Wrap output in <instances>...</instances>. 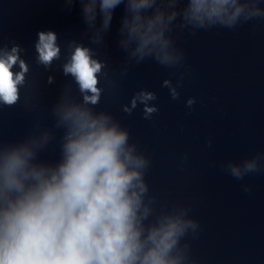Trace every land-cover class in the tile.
Masks as SVG:
<instances>
[{"label":"clouds","instance_id":"1","mask_svg":"<svg viewBox=\"0 0 264 264\" xmlns=\"http://www.w3.org/2000/svg\"><path fill=\"white\" fill-rule=\"evenodd\" d=\"M71 11L80 5L89 45L66 42L59 65L70 77L52 107L54 128L62 131L59 157L39 159L54 139L52 129L39 124L18 141H0V264H195L189 238L201 226L191 208L158 205L146 175L151 159L131 142L130 132L108 111L96 110L109 79V65L97 57L105 46L114 13L123 5L119 20V49L130 65L154 61L167 69H185V55L175 44V29L190 35L214 28L234 30L264 21V0H61ZM59 35L39 31L33 45L35 62L51 70L62 58ZM24 49L0 42V106L12 108L28 86L29 63ZM18 68V71L15 70ZM184 73L174 85L162 82L172 100L180 98ZM55 82L51 75L49 85ZM80 94L77 100L72 85ZM157 95L146 89L133 94L122 111L131 116L143 105V118L159 111ZM195 98L186 100L191 110ZM211 139L208 146L211 147ZM184 160H187L185 155ZM232 178L264 172V153L240 162L221 163ZM246 193L252 191L242 185Z\"/></svg>","mask_w":264,"mask_h":264}]
</instances>
